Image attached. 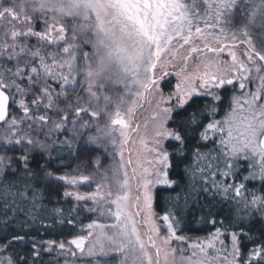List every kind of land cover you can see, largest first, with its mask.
I'll return each instance as SVG.
<instances>
[{"label":"snow or ice","instance_id":"1","mask_svg":"<svg viewBox=\"0 0 264 264\" xmlns=\"http://www.w3.org/2000/svg\"><path fill=\"white\" fill-rule=\"evenodd\" d=\"M112 255L264 264V0H0V264Z\"/></svg>","mask_w":264,"mask_h":264},{"label":"trees","instance_id":"2","mask_svg":"<svg viewBox=\"0 0 264 264\" xmlns=\"http://www.w3.org/2000/svg\"><path fill=\"white\" fill-rule=\"evenodd\" d=\"M94 155L103 156V153L98 152V153H95ZM64 163H73V162L71 160H66V161H64ZM102 163L104 164V166H107V164L110 163V161L109 160H102ZM87 170L88 171H91L92 169L89 167ZM65 171H69L70 172V171H72V169H65ZM178 179H179V177H178ZM183 179L186 180L187 177H184ZM253 184H255V186L257 188L260 187V185H259L258 182H253ZM249 186L251 187L252 185H249ZM81 190L82 191H86L87 188H82ZM52 199L55 201L56 197L53 196ZM154 207H155V210H156L157 213L162 214V207H163V202L162 201L161 202H158L157 204H155ZM81 219H83L84 222L87 223V217H81ZM192 227H193V229H196V231L190 232L188 234L191 235V236H194V237L205 236V235H208V233L210 231H212L211 226H205V225H202V224H195V225H192ZM60 231H61V229H59V228L56 229L54 232H52L50 234L51 237L52 238H55L59 234ZM63 231L65 233H67L68 229H63ZM42 234L45 235L46 237L49 235V234H45V233H42ZM80 234H86V233H80ZM61 238H63V237H61ZM103 259H106V260L111 261V264H115V261H116L117 257L115 255H112L110 257H105ZM87 260H88V258L87 257H84L83 260H82V262H81V264H87Z\"/></svg>","mask_w":264,"mask_h":264},{"label":"rangeland","instance_id":"3","mask_svg":"<svg viewBox=\"0 0 264 264\" xmlns=\"http://www.w3.org/2000/svg\"><path fill=\"white\" fill-rule=\"evenodd\" d=\"M171 80V82L174 84L176 82V78L175 77H170L169 78ZM149 115L147 110H142L139 114H138V119H140L141 121H143L147 116ZM134 148H139V145H133ZM127 156V153H126ZM133 159H135V156H133ZM135 195V188H133V196ZM155 208V207H154ZM156 211V210H155ZM138 220L140 219L139 217L137 218ZM146 229L142 228V231H144ZM206 236V235H205ZM205 236H201V237H205Z\"/></svg>","mask_w":264,"mask_h":264}]
</instances>
